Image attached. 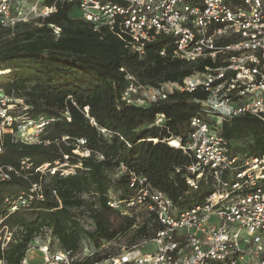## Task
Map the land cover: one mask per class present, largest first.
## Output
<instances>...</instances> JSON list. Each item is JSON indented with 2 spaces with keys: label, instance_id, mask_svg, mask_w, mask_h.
Listing matches in <instances>:
<instances>
[{
  "label": "trees",
  "instance_id": "16d2710c",
  "mask_svg": "<svg viewBox=\"0 0 264 264\" xmlns=\"http://www.w3.org/2000/svg\"><path fill=\"white\" fill-rule=\"evenodd\" d=\"M121 3L122 0H101ZM240 5L241 0H226ZM54 7L44 17L16 24L0 31V91L22 99L30 117L54 118L39 136L38 143L3 141L0 164L19 167L22 159L29 168L26 177L0 182L1 224L9 227L11 240L0 259L6 264H22L33 241L49 233V248L78 251L83 241L100 247L125 234L139 222L133 241L152 236L162 226L146 204L112 208L108 201L131 196L132 175L145 179L150 188L164 192L179 209H186L213 190L199 182L196 189L185 182L184 166L191 157L169 145L172 139L184 142L190 119L200 110L206 92L173 90L166 99L148 106L128 104L121 99L132 74L143 85L158 87L166 82L182 83L218 60L180 59L172 54L171 38L158 35L134 50L123 33L92 24L78 16L75 2L40 0ZM59 27L58 33L53 27ZM163 51V54L161 53ZM161 117L156 122L157 117ZM221 135L229 141L233 154L254 156L264 153V120L250 114L224 119ZM84 139L88 157L73 153L77 139ZM245 139L244 149L232 140ZM67 157L63 176L35 169ZM32 183L41 185L42 198H32L27 206L9 213L4 198L27 193ZM218 264V263H213Z\"/></svg>",
  "mask_w": 264,
  "mask_h": 264
},
{
  "label": "built area",
  "instance_id": "2783aa9c",
  "mask_svg": "<svg viewBox=\"0 0 264 264\" xmlns=\"http://www.w3.org/2000/svg\"><path fill=\"white\" fill-rule=\"evenodd\" d=\"M59 1L75 2L78 16L94 30L106 27L123 33L139 54L148 42L163 35L171 38L172 54L180 59L219 61L218 66H206L180 84L169 81L153 87L126 74L121 96L128 104L148 106L166 99L173 90L193 92L200 88L206 92L200 110L190 119L184 142L172 139L168 143L191 157L184 166L188 187L196 189L199 182H205L213 190L202 202L179 210L164 192L132 175L129 186L134 193L112 198L108 205L123 209L146 204L148 213H154L162 226L152 236L121 246L117 253H106L103 244L83 251L49 248L48 241L40 244L36 238L31 250L37 248L42 253V264H264V153L233 154L229 141L221 135L226 118L250 114L264 120V0H241L234 6L226 0ZM53 10L42 6L40 0H0V31ZM53 29L55 33L60 30ZM21 108L26 109L22 99L0 95V153L6 136L13 142L38 143L54 120L42 115L30 117ZM160 120L158 116L156 122ZM84 143V139H77L73 153L88 157L90 150ZM66 159L35 171L54 174L59 170L65 176L71 171L66 168ZM28 168L24 159L19 167L0 164V182L26 177L28 173L22 172ZM35 197H43L39 183H32L29 192L4 201L12 213ZM211 216H216L218 223H210ZM1 222L2 218L3 249L12 233ZM149 243L156 249L142 252ZM0 264L6 262L0 259Z\"/></svg>",
  "mask_w": 264,
  "mask_h": 264
},
{
  "label": "rangeland",
  "instance_id": "374dc122",
  "mask_svg": "<svg viewBox=\"0 0 264 264\" xmlns=\"http://www.w3.org/2000/svg\"><path fill=\"white\" fill-rule=\"evenodd\" d=\"M78 14H79V12H78ZM34 19L35 18H33V20ZM3 94H4V91H0V95H3ZM232 146L234 148L244 149L246 146V140L245 139L232 140ZM114 198L115 197H113V199ZM142 216H144V215H142V213H140V217H139L140 223L142 222ZM140 223H138L136 225V227H134L133 229H131L127 233L120 234L119 236H117L116 238H114L113 240H111L109 242H104L103 248H105L106 253H117L120 250L121 246H129L131 244H134L135 242L141 241L142 240L141 237L137 238V240L135 242L133 241L134 240L133 239L134 230L137 228V226ZM210 223H218L216 216H211ZM49 237H50L49 233L45 232L44 235L38 236L36 239H38L37 240L38 243L41 244V243L45 242V240H47ZM142 237H149V236H142ZM92 247L93 246H90L86 242V240H84L83 244L81 245V251H83L86 248L88 250H90ZM155 249H156L155 245H153L151 243H149L145 247L141 248L142 252H153ZM26 257H27V264H42V253H40L37 248H34L28 255H26Z\"/></svg>",
  "mask_w": 264,
  "mask_h": 264
},
{
  "label": "bare ground",
  "instance_id": "6f19581e",
  "mask_svg": "<svg viewBox=\"0 0 264 264\" xmlns=\"http://www.w3.org/2000/svg\"><path fill=\"white\" fill-rule=\"evenodd\" d=\"M31 251H32V250H30V251L27 253V255H28ZM24 262H25V264H27V257H25Z\"/></svg>",
  "mask_w": 264,
  "mask_h": 264
}]
</instances>
